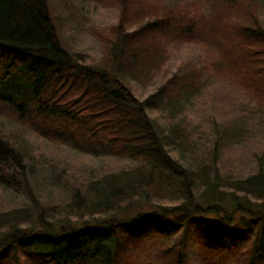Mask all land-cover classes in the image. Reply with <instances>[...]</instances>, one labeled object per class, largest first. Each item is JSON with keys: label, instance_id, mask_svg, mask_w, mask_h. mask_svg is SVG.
Returning <instances> with one entry per match:
<instances>
[{"label": "trees", "instance_id": "obj_1", "mask_svg": "<svg viewBox=\"0 0 264 264\" xmlns=\"http://www.w3.org/2000/svg\"><path fill=\"white\" fill-rule=\"evenodd\" d=\"M84 1L119 13L103 63L68 48L50 0H0V187L35 205L1 211L0 264H264V0ZM23 129L148 179L86 178L87 213L56 223Z\"/></svg>", "mask_w": 264, "mask_h": 264}, {"label": "rangeland", "instance_id": "obj_2", "mask_svg": "<svg viewBox=\"0 0 264 264\" xmlns=\"http://www.w3.org/2000/svg\"><path fill=\"white\" fill-rule=\"evenodd\" d=\"M50 4L55 17H57L62 40L68 48L74 54L82 56L87 64L103 63L105 61L103 44L95 32L99 29H106L110 24L118 21L117 9H101L99 5L84 0H50ZM183 53L187 54V50L184 49ZM168 64L172 65L173 62H168ZM149 90L151 89H147V91L138 89L137 94L143 98L149 93ZM157 120L160 125L167 126L168 120L165 116H159ZM164 129L168 130L167 127ZM21 137L24 144L37 154V158H35L38 165L35 168L37 175L34 187L35 199H38L51 214L54 211L64 214L58 217L56 223L75 221L78 215L87 213L85 208L88 206L86 205L87 200L96 196H89L90 187L88 188L89 181L86 178L92 179L96 175L103 177V175L114 173L122 183L145 182L148 179V171L145 168L128 160L95 159L72 152L65 147L48 144L34 133L24 129L21 131ZM186 164L189 165L187 159ZM165 188L169 189L166 185L164 187L163 185L156 186L152 196H165L170 199L176 195ZM155 201L157 200L138 201L133 205L132 210L151 211L156 207L153 204ZM241 201L243 200L241 199ZM167 202V204L174 203L171 200H167ZM224 203L227 210H232L229 197H226ZM33 206L35 205L25 195L12 193L10 190L0 187V213L4 209L15 210L16 208L21 212H26ZM248 206L252 210L249 212L252 215L257 211L264 213V201L261 203L252 201ZM66 212L73 214L68 216ZM238 219L239 215L237 214L231 221L235 224L238 223Z\"/></svg>", "mask_w": 264, "mask_h": 264}]
</instances>
